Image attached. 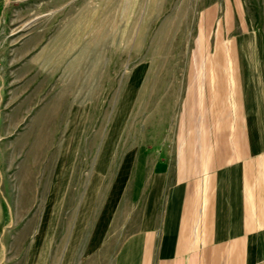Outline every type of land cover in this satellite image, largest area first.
<instances>
[{
  "label": "rangeland",
  "instance_id": "obj_1",
  "mask_svg": "<svg viewBox=\"0 0 264 264\" xmlns=\"http://www.w3.org/2000/svg\"><path fill=\"white\" fill-rule=\"evenodd\" d=\"M242 1L0 0V109L12 125L0 132L9 212L0 264H35L37 235L48 241L42 264H61L91 184L84 242L127 169L126 197L105 213L112 227L100 264H111L129 230L120 227L130 216L122 206L129 210L141 189L135 181L131 197L139 168L123 159L190 123L194 98L205 92L208 51L221 38L213 34L236 23ZM82 247L81 240L73 264L85 263ZM85 264H99L98 256Z\"/></svg>",
  "mask_w": 264,
  "mask_h": 264
},
{
  "label": "crops",
  "instance_id": "obj_2",
  "mask_svg": "<svg viewBox=\"0 0 264 264\" xmlns=\"http://www.w3.org/2000/svg\"><path fill=\"white\" fill-rule=\"evenodd\" d=\"M233 15L237 24L213 34L221 38L208 51L205 92L194 98L190 123L173 140H153L123 159L145 177L131 173L128 187L136 181L140 194L136 200L132 188L129 210L122 206L130 216L120 227L129 230L111 264H264V0H243ZM5 95L0 90V100ZM10 115L0 109V132L12 130ZM126 170L84 242L97 192L91 184L61 264H73L81 240L80 262L98 256L100 264L112 227L106 214L126 197ZM53 189L59 193L58 184ZM8 219L0 177V244ZM34 244L42 264L48 241L37 235Z\"/></svg>",
  "mask_w": 264,
  "mask_h": 264
},
{
  "label": "bare ground",
  "instance_id": "obj_3",
  "mask_svg": "<svg viewBox=\"0 0 264 264\" xmlns=\"http://www.w3.org/2000/svg\"><path fill=\"white\" fill-rule=\"evenodd\" d=\"M103 27V26H102ZM78 33V32H77ZM33 47V46H32ZM58 47V46H57ZM52 70V69H51Z\"/></svg>",
  "mask_w": 264,
  "mask_h": 264
}]
</instances>
